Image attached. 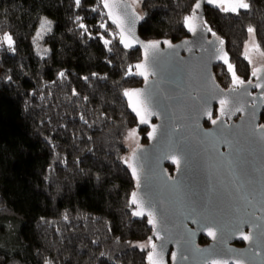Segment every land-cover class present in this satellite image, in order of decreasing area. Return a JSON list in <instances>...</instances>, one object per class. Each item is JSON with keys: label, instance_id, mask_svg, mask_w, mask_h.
<instances>
[{"label": "trees", "instance_id": "trees-1", "mask_svg": "<svg viewBox=\"0 0 264 264\" xmlns=\"http://www.w3.org/2000/svg\"><path fill=\"white\" fill-rule=\"evenodd\" d=\"M195 1L143 0L139 35L187 37L184 17ZM249 2L238 15L204 8L244 81L249 26L264 52V0ZM45 18L50 30L37 40ZM139 59V50L122 46L100 0H81V7L75 0H0V264L149 263L150 246H140L149 244L151 229L132 216L135 180L125 165L128 133L146 142L124 96L141 84ZM214 73L222 86L232 84L226 64Z\"/></svg>", "mask_w": 264, "mask_h": 264}, {"label": "water", "instance_id": "water-1", "mask_svg": "<svg viewBox=\"0 0 264 264\" xmlns=\"http://www.w3.org/2000/svg\"><path fill=\"white\" fill-rule=\"evenodd\" d=\"M112 2L121 5L113 11L124 22V37L131 45L126 49L140 51L136 65L144 67L135 71H145L148 77L137 74L141 84L129 90L141 93L131 97L132 105L142 108L138 101L147 103L151 113L147 124L140 123L126 99L136 125L147 131L146 142L138 143L135 155L132 149L126 157H132L129 163L137 175L125 165L135 180L130 201L135 193L155 219L154 229L147 215L135 217L146 219L151 229L153 259L157 264H264V129L260 128L264 89L255 87L264 79L251 76L233 91L232 85L224 87L215 77L214 66L223 61L217 59L218 35L205 30L204 8H218L204 4L197 13L203 20L191 21L196 31L186 29L187 37L174 42L142 38L143 19L133 23V13L141 16L135 5L128 0ZM108 21L120 39L117 24ZM153 42H159L157 49L143 47ZM223 48L226 52V45ZM258 68L262 70L258 75L264 76V66ZM221 100L226 101L223 115ZM209 112L213 119L219 117L216 125L208 119ZM153 127L155 136L149 138ZM172 157L180 164H174ZM166 166L174 168L172 175ZM208 229L216 233L215 238L207 234ZM241 233L250 239H241ZM200 237L208 244H200Z\"/></svg>", "mask_w": 264, "mask_h": 264}, {"label": "snow or ice", "instance_id": "snow-or-ice-1", "mask_svg": "<svg viewBox=\"0 0 264 264\" xmlns=\"http://www.w3.org/2000/svg\"><path fill=\"white\" fill-rule=\"evenodd\" d=\"M143 0H133L134 4L137 3H142ZM100 3L103 5V8L107 10L106 15L108 16V18L110 20H112L113 23L117 24V27L120 29V42L122 44H124L125 48H129L131 47V45L129 43L126 42L125 37H124V22L123 20L118 17L115 13H114V9L117 7H120L121 5H118L114 2H112V0H100ZM75 4L77 7H81V0H75ZM204 4H208V5H212L213 7L219 8L222 12H233L236 13L237 15L239 14L238 10L239 9H244V10H249L251 7V4L249 2V0H196V2L194 3L193 7H192V15L191 16H185L184 17V26L191 32H195L196 28L192 26L191 21L193 19H197L199 18L201 21L203 20L202 16L197 17V13L199 10L202 9ZM123 7H131V5H123ZM93 11H98L97 8H93ZM134 16V20L133 23H135L136 21H139L141 19H143V17L133 13ZM77 21L80 20V17L77 16ZM50 24L49 21H43L41 24V29L43 30H50V28H48L47 26ZM205 30L208 32H211L213 36H216V33L214 31H212V29L210 27L207 26V24L205 23ZM80 28H85V25L83 23L79 24ZM101 28H105V24L101 23L100 24ZM129 32H131V28L128 29ZM249 35L252 37V46L255 48L256 51L260 52V45L255 43V36L257 33V29L249 26L247 29ZM40 33L37 34V36L39 37ZM101 39H103V36L100 37ZM216 39L219 42L220 47L218 49H216L217 52V59L222 60L224 64L227 65V70L229 73L232 74V85L233 88L232 90L235 91L238 87H241L245 84V81L240 79L237 75H236V71H235V66L229 62L228 60V54L227 52L224 51L223 45H224V40L220 39L218 36H216ZM3 42L7 43V45L9 46V48L13 47L14 41L13 38L10 35L5 34L3 36ZM111 42L109 40H104V44L105 46L109 45ZM164 44H166L167 46L171 47L172 45L168 42V41H164ZM211 43V42H210ZM159 45V42H153V43H149L146 45H143V47H145L146 49L151 48V49H157ZM111 50V49H109ZM250 51L248 44L245 45V59H249L248 57V52ZM261 56H264V52H260ZM249 63L251 64L252 61L249 59ZM135 67L137 69H143V65L142 64H137L135 65ZM261 68L258 67H253L252 68V72H251V76L254 78L259 79H264V76L258 75L259 73H261ZM138 75H142L144 76L145 80H147V74L145 73V71H139L137 73ZM60 76H64V73H60ZM85 79H87V77H85ZM249 84L252 83V80H248ZM256 88L259 89H264V83H256L255 84ZM75 94V92H74ZM141 95L140 92L136 91V92H129V91H125L124 92V96L129 97L130 100V107L133 108V111L136 112V115L140 117V123L141 124H147L148 123V119L146 118V116L151 115L150 112H148V108H147V103L144 101H138L139 103L143 104L142 108H137L136 106L131 104V97L133 96H137L139 97ZM262 97H264V94H262ZM221 104V115L224 114L223 109L224 106L226 104V101L221 100L220 101ZM255 105H253V116L252 118L255 119ZM241 109H237V111H240ZM208 115V119L211 120V123L213 125L217 124V121L219 119V117H217L216 119L212 118V113L209 112L207 113ZM81 119H83V117H81ZM261 129H264V125L260 126ZM156 133V128L153 127L151 132H148V136L149 138H153L155 136ZM207 135V134H205ZM136 136V132L133 129L131 132H129L128 134V138L132 139L135 138ZM261 139H264V136L261 137ZM137 147H139V145L137 144ZM217 151L219 148V143L217 145H215ZM136 149H133V156L135 155ZM222 155V154H221ZM132 157L127 158L125 160V162L128 164V167L132 169V175L135 177L137 175V170L136 167L133 166L132 163H129V160H131ZM172 162L174 164L179 165L180 161L176 158V157H172ZM130 203L132 205H135L136 207L133 208L132 211V216L134 217H144L145 215L148 216V223L153 225V228L155 229V219L153 217V214L151 212H145L144 207L141 203H138L137 199H136V194L133 193V198L130 201ZM197 222V221H194ZM237 228H239V225H237ZM207 234L213 238H215L216 233L214 231H212L211 229H208ZM156 238L159 239V234L156 233ZM241 239L247 241L250 239L249 235H244L243 233H241ZM95 243V242H94ZM148 246H150L153 249V252H150L148 254V259H149V264H157V261L153 259V255H154V250H155V245L151 243V238H149V244ZM133 247H136L135 245H133ZM141 248H143L144 246L141 245ZM104 253H101V256H103ZM46 264H48V262L46 261ZM213 264H217V262H213Z\"/></svg>", "mask_w": 264, "mask_h": 264}, {"label": "rangeland", "instance_id": "rangeland-1", "mask_svg": "<svg viewBox=\"0 0 264 264\" xmlns=\"http://www.w3.org/2000/svg\"><path fill=\"white\" fill-rule=\"evenodd\" d=\"M128 1H130L131 3H133V0H128ZM133 5H135L136 9L140 12V9H141L140 3H137V4H134L133 3ZM239 10H242V9H239ZM45 20L50 22V20L47 19V18L42 19L39 27L36 30L37 33H36V36L35 37H36L37 40H41L46 35V32H48V30H43L42 31V29H41V24ZM47 27L50 28V24ZM38 33H40L39 37L37 36ZM255 43L257 44L256 38H255ZM244 44L245 45L248 44L249 49H250V51L248 52V57L252 61L251 64L249 63V65L251 66V68L252 67H257V66L263 67L264 66V56H261L260 55V52H262V51L260 50V52H258V51L255 50V48L252 46V37L250 35L248 36V38H247V40L245 41ZM245 45H244L243 55H245ZM37 47H38V45H37ZM43 48L47 49L48 46L45 45V46H43ZM249 59H247V60L249 61ZM135 132H136V130H135ZM140 139H141V136H140V134H137V133H136L135 138H132V139L128 138V135H127V139H126L125 145L129 149L131 148V150H132L140 142ZM143 246H145V247L148 246V243H143Z\"/></svg>", "mask_w": 264, "mask_h": 264}, {"label": "flooded vegetation", "instance_id": "flooded-vegetation-1", "mask_svg": "<svg viewBox=\"0 0 264 264\" xmlns=\"http://www.w3.org/2000/svg\"><path fill=\"white\" fill-rule=\"evenodd\" d=\"M219 65H221V64H219ZM217 66V65H216ZM215 67V66H214ZM257 67H259V66H257ZM253 68V67H252ZM252 68H251V72H252ZM251 72H250V76H249V78H251ZM245 80H247V79H245ZM230 85H232V84H229L228 86H230ZM228 86H224V87H228ZM233 86V85H232ZM171 168H173V167H171ZM173 170H174V168L172 169V172L170 173V175H172V173H173ZM238 244H241V245H243V243H238ZM241 245H239V246H241Z\"/></svg>", "mask_w": 264, "mask_h": 264}]
</instances>
